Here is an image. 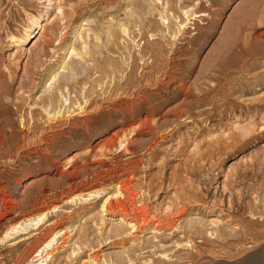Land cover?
<instances>
[{
  "label": "rangeland",
  "instance_id": "374dc122",
  "mask_svg": "<svg viewBox=\"0 0 264 264\" xmlns=\"http://www.w3.org/2000/svg\"><path fill=\"white\" fill-rule=\"evenodd\" d=\"M89 263L264 264V0H0V264Z\"/></svg>",
  "mask_w": 264,
  "mask_h": 264
},
{
  "label": "bare ground",
  "instance_id": "6f19581e",
  "mask_svg": "<svg viewBox=\"0 0 264 264\" xmlns=\"http://www.w3.org/2000/svg\"><path fill=\"white\" fill-rule=\"evenodd\" d=\"M135 15V14H134ZM111 33V32H110ZM108 35V34H107ZM110 37V36H109ZM27 40V38L26 39H24V40H22L23 42H25ZM90 50V49H89ZM88 50V51H89ZM69 66V65H68ZM70 68H71V66H70ZM56 80V79H55ZM89 103V102H88ZM85 104V103H84ZM88 107H89V105H88ZM87 113V112H86ZM89 114V113H88ZM111 140V139H110ZM110 140H108V141H106V143H105V146H109L111 143H112V140H111V143H110ZM130 145V144H129ZM99 166V165H98ZM134 168V167H133ZM112 171L110 172V174L109 173H107V174H105V175H99L98 177H99V182H101V183H103V184H109V185H111V184H113L114 182H117V188H116V191H115V193L112 195V196H109V197H107L106 199H105V201L103 202V204H102V206H101V213L103 214V216L104 217H107V218H115L116 216L118 217L119 216V220L121 221V222H126L127 223V221H129V220H132V222H133V224L132 225H130L131 227H137L138 225L137 224H139V222L141 223V219L143 218L142 217V215H141V213H142V211H141V213L140 212H138L137 210H134V208L132 209L131 207H133V204L132 203H134L133 202V199H132V197L134 198V196H135V194H134V196H133V194H131V192H130V189H129V187H127V177H126V175H125V172L124 173H122V171H121V173L119 172H114L113 171V169H111ZM115 170V169H114ZM129 170V169H128ZM104 171V170H103ZM107 171V170H106ZM105 172V171H104ZM103 172V173H104ZM109 172V171H108ZM99 173H101V172H99ZM96 174V173H95ZM128 175V174H127ZM131 181V180H130ZM87 182V181H86ZM97 182V181H96ZM92 184V183H91ZM129 184H131V182L129 183ZM86 185V184H85ZM97 185V184H96ZM95 185V186H96ZM132 185V184H131ZM131 185H130V187H131ZM83 186H84V184H83ZM99 187H100V185H99ZM112 187V186H111ZM96 187H94L93 186V184L92 185H89V186H87V187H85V189H84V192H87V193H89V196H91L92 194H98L99 195V193H100V190H102L101 188L99 189V188H97V189H95ZM83 189V188H82ZM105 189H107V188H105ZM104 189V190H105ZM106 191V190H105ZM113 192V191H112ZM81 193V192H80ZM79 193V194H80ZM132 193H134V192H132ZM83 195V194H82ZM51 196V195H50ZM136 196H138V195H136ZM135 196V197H136ZM57 197V196H56ZM62 198V197H61ZM63 199V198H62ZM61 199V200H62ZM135 199V198H134ZM56 201V200H55ZM57 201H58V199H57ZM56 201V202H57ZM53 202V201H52ZM52 202H50V203H52ZM55 202V203H56ZM68 202V201H67ZM136 202V201H135ZM49 204V203H48ZM45 205V204H44ZM50 206V205H49ZM54 208L56 207V206H53ZM48 208H51V207H48ZM53 208V209H54ZM48 210V209H47ZM51 210V209H50ZM46 213V212H45ZM151 214V213H150ZM42 216V215H41ZM146 216V215H145ZM145 219V218H144ZM146 219H148V216L146 217ZM151 219V218H150ZM154 219V218H153ZM9 220V219H8ZM102 220H104V218L102 217ZM112 220V219H111ZM144 221H146V220H144ZM148 221V220H147ZM154 221V220H153ZM152 221V222H153ZM182 221V220H181ZM58 222V221H57ZM150 222V221H149ZM131 223V222H130ZM154 223V222H153ZM161 223V222H160ZM160 223H159V225L158 226H160ZM170 223V222H169ZM172 223V222H171ZM102 224H104V223H102ZM143 224V223H142ZM158 224V223H157ZM167 224V223H166ZM173 224V223H172ZM177 224V223H176ZM49 225V224H48ZM140 225V224H139ZM129 226V227H130ZM156 226V228H154V229H156L157 230V228H158V226L157 225H155ZM171 226V225H170ZM164 228V227H163ZM166 228H168V227H166ZM172 228V227H171ZM168 229H170V228H168ZM132 230V229H131ZM67 231V230H66ZM65 231V232H66ZM115 231H117V230H115ZM136 231V230H135ZM67 233V232H66ZM7 235H8V233L4 236V238H3V242L5 241V240H7ZM69 238V237H68ZM66 239V238H65ZM49 240V239H48ZM36 241V240H35ZM64 241V240H63ZM44 242V241H43ZM53 242V241H52ZM50 240H49V242L47 243V242H45V243H47V248L50 246V244L52 243ZM63 243V242H62ZM43 245H45V244H43ZM42 250V249H41ZM45 250V249H44ZM44 250H42V251H40L39 250V254L38 255H41V256H43L42 254H43V251ZM46 251V250H45ZM38 253V252H37ZM97 256V255H96ZM39 257V256H38ZM49 257V256H48ZM93 258H95L94 256H93ZM96 259V258H95ZM102 260V259H101ZM97 261V260H96ZM90 264V263H89Z\"/></svg>",
  "mask_w": 264,
  "mask_h": 264
}]
</instances>
